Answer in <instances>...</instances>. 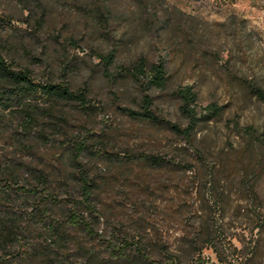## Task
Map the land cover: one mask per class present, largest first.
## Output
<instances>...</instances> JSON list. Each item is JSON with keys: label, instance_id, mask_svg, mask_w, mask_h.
I'll return each mask as SVG.
<instances>
[{"label": "rangeland", "instance_id": "374dc122", "mask_svg": "<svg viewBox=\"0 0 264 264\" xmlns=\"http://www.w3.org/2000/svg\"><path fill=\"white\" fill-rule=\"evenodd\" d=\"M83 1L80 9L70 0H0V53L38 78L57 81L63 58L70 61L68 80L74 88L88 87L92 108L78 111L69 104L68 130L104 137L100 147L106 152L89 154L85 161L101 181L104 203L115 204L123 222L147 226V237L167 246L181 264H264V152L255 143L264 134V102L227 77V71L236 72L264 88V0H143L160 9L178 8L192 16L197 29L195 50L178 40L169 53L167 86L148 91L154 112L182 127L188 120L174 94L178 86L192 84L199 107H222L189 137L123 110L138 109L142 91L134 76L119 74L120 67L140 54L154 59L166 53L172 27L158 36L144 29L146 14L133 12L137 0H109L118 13L107 26L115 38L102 42L90 31ZM37 2L47 12L40 27L42 8L38 15L30 12ZM70 37L85 50L69 46ZM119 38L115 66L106 72L90 46L109 49ZM205 51L207 61L201 57ZM42 146L43 160L65 168L61 143ZM138 155H157L162 162ZM207 227L218 251L206 242ZM153 255L161 257L156 248Z\"/></svg>", "mask_w": 264, "mask_h": 264}, {"label": "trees", "instance_id": "16d2710c", "mask_svg": "<svg viewBox=\"0 0 264 264\" xmlns=\"http://www.w3.org/2000/svg\"><path fill=\"white\" fill-rule=\"evenodd\" d=\"M70 1L73 8H83L79 0ZM83 2L91 20L90 31L99 33L102 42L114 39L107 26L118 13L109 0ZM33 6L30 12L34 15L42 8V17L37 19L40 27L47 12L38 2ZM124 10L122 16L129 13V5ZM133 12L147 15L144 29L158 36L168 27L172 32L165 38L166 53L154 59L140 54L129 65L120 67L119 74L134 76L142 91L139 108L123 110L134 119L162 124L189 137L200 121L220 115L222 107L217 103L199 107L194 86L180 85L174 94L188 120L182 127L154 112L153 96L148 91L167 86L168 56L178 40L181 46L195 50L197 29L191 23L192 16L176 7L160 9L143 0H137ZM121 41L116 39L109 49L90 46V53L106 72L115 66ZM67 43L85 50L76 38L70 37ZM201 57L207 61L210 54L205 51ZM63 60L61 79L57 81L52 76L38 78L30 68L0 53V264H66L73 260L77 264H181L167 246L147 237V226L123 222L116 205L104 203L101 181L85 161L89 154L106 152L100 147L104 137L90 131L81 134L68 130L69 104L78 111L92 107L88 87H72L68 80L71 63ZM227 77L240 80L249 93L264 102V88L256 80L232 71H227ZM7 140H11V146ZM58 143L67 152L65 168L54 166L40 155L42 145L55 148ZM255 143L264 152V134ZM138 157L151 163L162 162L157 155ZM207 230L206 242L218 251L215 235L208 227ZM155 248L161 257H154Z\"/></svg>", "mask_w": 264, "mask_h": 264}]
</instances>
